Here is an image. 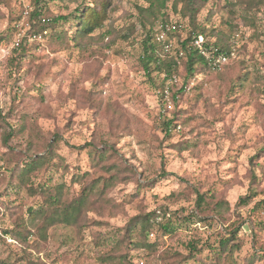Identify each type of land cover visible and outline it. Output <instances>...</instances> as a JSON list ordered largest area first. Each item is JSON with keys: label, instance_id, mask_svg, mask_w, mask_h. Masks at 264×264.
I'll return each mask as SVG.
<instances>
[{"label": "rangeland", "instance_id": "obj_1", "mask_svg": "<svg viewBox=\"0 0 264 264\" xmlns=\"http://www.w3.org/2000/svg\"><path fill=\"white\" fill-rule=\"evenodd\" d=\"M89 1L44 0L35 19L34 0H0V264H101V243L111 245L131 217L151 211L156 222L171 216L174 229L154 228L148 239L154 250L126 245L121 252L132 264L172 262L193 246L204 263L219 264L211 246L230 230L239 244L232 260L264 264V0H192L207 38L228 44L230 55L218 69L196 74L181 95L182 76L169 81L163 97L140 62L142 41L152 22L161 28L163 14L169 26L184 18L182 3L106 0L107 18L91 37L72 40L65 22L70 37L55 41L61 23L52 28L42 18L71 15ZM172 115L176 126L166 134L162 122ZM5 130L12 133L8 159L1 155ZM55 135L49 166L31 175L33 186L64 183L71 199L85 186L107 185L103 199L82 212L84 224H54L43 240L26 211L46 207L41 194L10 175L19 158L46 154ZM89 145L110 146V157L98 161ZM113 162L119 171L107 169ZM197 193L205 194L204 213ZM217 201L220 215L212 210Z\"/></svg>", "mask_w": 264, "mask_h": 264}, {"label": "trees", "instance_id": "obj_2", "mask_svg": "<svg viewBox=\"0 0 264 264\" xmlns=\"http://www.w3.org/2000/svg\"><path fill=\"white\" fill-rule=\"evenodd\" d=\"M44 0H34L36 8L31 12V16L35 19L41 16V6L40 3ZM151 6H159L161 8L166 7L170 2L171 5L175 8L177 3H182V17L180 20L173 22V26H169L167 22H171L166 14H163L162 19L164 20L163 26L161 28H155L157 23L152 22L145 34V38L142 41V52L140 56V62L143 65L146 74L153 80L159 89L163 91L161 97L165 93L171 90L168 86L170 82H176L177 77L182 76L184 80V85L177 90L176 95H181L186 91L188 81L195 78L196 74L201 73L203 70H211L208 66L207 60L199 52V50L194 46L193 41L198 36L203 37V44L205 47L213 46L218 48L220 51L229 53L227 51L228 44H224L223 41L218 39L217 41H211L207 38L209 35L207 28L197 21L196 14L197 9L193 8L192 0H148ZM107 2L106 0H90L88 3L78 6L75 9V12L71 15L64 16L58 15L52 17L51 20H48L46 17L42 18L43 22L51 21L50 25L52 28H55V25L61 23V28L59 30H54L52 36L55 41L62 42L65 39L69 38L67 30L64 28L63 24L65 22L69 23V26L74 29V34L72 40L77 41L78 43L84 38L91 37V35L97 30L103 27L104 21L107 18ZM187 18L188 20H186ZM41 19V18H40ZM155 19H158L155 18ZM157 22V20H156ZM185 22L186 26L183 25ZM169 26V29H165L166 26ZM186 30V35L184 38H181L179 31L182 29ZM46 27V26H45ZM42 27L41 30L46 28ZM161 29V30H160ZM164 31L168 39L158 40L157 36L160 32ZM211 35V33H210ZM177 37V38H176ZM176 38V47H172L170 40ZM21 49H23L21 47ZM23 55V54H21ZM225 65V63H223ZM222 64V65H223ZM179 67L183 69V74H180ZM216 70V69H213ZM155 75V76H153ZM154 77V78H153ZM245 80V74H239L235 80V86L241 87L242 81ZM170 81V82H169ZM233 85V86H234ZM195 85L193 89L196 87ZM264 86V81H263ZM190 89V88H189ZM192 89V88H191ZM172 99L175 100V94H172ZM2 113L0 110V118H2ZM175 115H172L171 118L166 119L162 123L164 124L166 134H169L172 128H175ZM12 136L11 131H6L3 134V143L4 147L7 148V151L1 152V155L4 159H8L12 154L13 150L8 145V141ZM55 139L53 142L48 143V148L46 149V154L19 158L20 162L16 163L12 168L10 177L17 180L19 185L25 184L29 186V192L32 195L41 194L42 203L46 206L44 209L36 210L35 207L29 206L26 211L28 212L29 224L34 227L35 234L39 238L46 240V231L47 229L57 223H63L66 225H76L82 221V212L92 206L96 202V199H103L104 188L107 183L106 180L103 182L102 188L94 191V185L91 184L89 187L85 186L82 188L81 193L76 197L69 199L67 197L66 186L64 183H51L50 181H45L41 184L33 186L31 182V175H34V172L40 168L49 166V157L54 154V149L58 144V136H54ZM28 147L32 143L31 140H28ZM80 146L79 148H82ZM86 147V146H84ZM110 146H106L105 149H97L89 145V152L93 155V158H96L98 161H103L110 157ZM48 153V154H47ZM60 157V156H59ZM23 161V162H21ZM114 167L117 171L120 170V165L116 163L109 164L108 170H111ZM114 175L113 173L111 176ZM96 195V197L94 196ZM204 195L198 194L196 198V207L204 213ZM94 196V198H93ZM249 197H241L240 203H247ZM222 202L217 201L213 203L212 210L219 211L222 208ZM156 211L146 212L138 216L131 217L128 223L125 225L120 236H117L111 245L102 242L100 246V260L101 264L107 263H126L132 264L130 258L128 257L127 252H121L126 245H130L132 249H148L154 250V243L148 242L149 235L152 234L154 228L162 230L163 232H171L174 229L173 223L171 221V216L166 217L163 221L156 222ZM38 219L34 222V220ZM82 224L84 222L82 221ZM24 231H28L24 229ZM12 230H7L5 233H9L12 236L20 235L19 233L13 232ZM235 230H230L229 232L218 237V241L211 247H214L213 256L215 261L219 264H223L227 258L231 257L230 262L236 264L232 260V251L236 248H239V244L236 241V236L234 235ZM22 233V232H21ZM29 233V232H26ZM20 238V237H19ZM22 240V239H21ZM102 240H100L101 242ZM217 247V248H216ZM197 248L193 246L190 249V252L183 256L177 254L175 259L172 262L167 261L166 258L162 257L164 264H206L200 258H198L193 251H196ZM5 262V260H4ZM32 261H30L31 264ZM9 264V262H5Z\"/></svg>", "mask_w": 264, "mask_h": 264}, {"label": "built area", "instance_id": "obj_3", "mask_svg": "<svg viewBox=\"0 0 264 264\" xmlns=\"http://www.w3.org/2000/svg\"><path fill=\"white\" fill-rule=\"evenodd\" d=\"M163 26V23L161 22L160 27ZM165 29H169V26L166 24ZM164 38V31L160 32L157 36L158 40H162ZM194 46L199 50V52L205 57L207 60L208 66L212 69H218L223 63L227 61L229 58L230 52L226 53L223 51H220L218 48H215L213 46L205 47L203 44V37L198 36L193 41Z\"/></svg>", "mask_w": 264, "mask_h": 264}]
</instances>
